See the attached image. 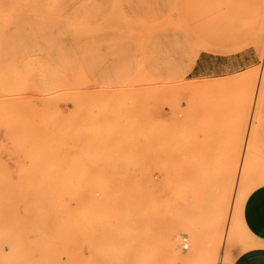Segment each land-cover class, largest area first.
Instances as JSON below:
<instances>
[{"label": "rangeland", "instance_id": "374dc122", "mask_svg": "<svg viewBox=\"0 0 264 264\" xmlns=\"http://www.w3.org/2000/svg\"><path fill=\"white\" fill-rule=\"evenodd\" d=\"M260 186L264 0H0V264H232Z\"/></svg>", "mask_w": 264, "mask_h": 264}, {"label": "crops", "instance_id": "0c3cea01", "mask_svg": "<svg viewBox=\"0 0 264 264\" xmlns=\"http://www.w3.org/2000/svg\"><path fill=\"white\" fill-rule=\"evenodd\" d=\"M238 215L251 247L237 256L233 264H264V186L248 191Z\"/></svg>", "mask_w": 264, "mask_h": 264}, {"label": "bare ground", "instance_id": "6f19581e", "mask_svg": "<svg viewBox=\"0 0 264 264\" xmlns=\"http://www.w3.org/2000/svg\"><path fill=\"white\" fill-rule=\"evenodd\" d=\"M45 26H46V24H45ZM49 94H51V93H49ZM45 96H47V94L45 95ZM9 98V97H8ZM48 98V97H47ZM10 99V98H9ZM7 102V101H6ZM254 109H256V108H254ZM158 110V109H157ZM156 114H158L157 112H156ZM155 125H157V123L155 122ZM251 126H252V124H251ZM250 130H252V129H250ZM249 130V131H250ZM250 133V135H251V133H252V131H250L249 132ZM250 135H248V133H247V136H249L250 137ZM249 140V139H248ZM248 140H246L247 141V143H248ZM246 147H247V145H246ZM244 149H246L245 147H244ZM247 149H248V147H247ZM241 152V151H240ZM247 152V151H246ZM245 152V153H246ZM244 153V152H243ZM247 154V153H246ZM245 154V155H246ZM236 162H238V161H236ZM240 163V162H239ZM242 165V164H241ZM239 166V165H238ZM242 168H243V165L242 166H240V168H239V172H238V174H237V176H236V171H235V174H234V177H233V180L235 181V178L236 177H241L242 176V174H243V171H242ZM237 179V178H236ZM240 179V178H239ZM237 181V180H236ZM237 185H238V183H237ZM235 187V186H234ZM234 190V189H233ZM237 190V189H236ZM237 192V191H236ZM230 201V200H229ZM228 212V209H227V211L225 212V218H226V216H227V213ZM229 216V215H228ZM228 218V217H227ZM228 220V219H227ZM225 221V220H224ZM230 223V222H229ZM238 223V222H237ZM199 228V227H198ZM223 228V227H222ZM226 228V227H225ZM229 233H230V230H229V228H228V230L226 229V231L224 232V231H221V237L222 238H224L225 239V241L226 240H228V235H229ZM223 239V240H224ZM222 240V241H223ZM223 243H224V241H223ZM218 246V245H217ZM220 248H222V247H220ZM235 260V259H234ZM234 260H233V262H234ZM233 262H232V264H233Z\"/></svg>", "mask_w": 264, "mask_h": 264}]
</instances>
